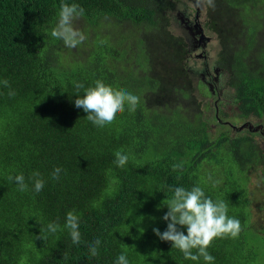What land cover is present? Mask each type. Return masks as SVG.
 Returning <instances> with one entry per match:
<instances>
[{"label":"trees","instance_id":"1","mask_svg":"<svg viewBox=\"0 0 264 264\" xmlns=\"http://www.w3.org/2000/svg\"><path fill=\"white\" fill-rule=\"evenodd\" d=\"M63 3L82 7L83 29L94 32L75 49L51 36ZM203 3L219 42L212 67L229 89L212 112L218 130L191 83L203 64L187 57L186 37L168 32L177 0H0V81L10 85L0 83V264H116L121 254L129 264H206L153 232L167 228L172 189L194 186L242 226L238 238L212 242V264H264V226L251 222L264 207V141L232 125L264 119V0ZM97 80L138 96L136 111L126 103L104 127L87 120L74 101ZM34 172L45 181L39 193ZM19 174L25 192L8 179ZM69 211L80 218L79 244L64 227ZM49 223L60 229L48 232Z\"/></svg>","mask_w":264,"mask_h":264},{"label":"clouds","instance_id":"2","mask_svg":"<svg viewBox=\"0 0 264 264\" xmlns=\"http://www.w3.org/2000/svg\"><path fill=\"white\" fill-rule=\"evenodd\" d=\"M209 7L214 8V0H206ZM206 5V4H205ZM84 15V9L79 5L72 3L61 4L59 19L56 26L51 31V36L61 40L63 44L70 49H75L87 40V36L74 26V21ZM4 87H9L7 79L0 81ZM83 84H77L76 89L83 88ZM15 91L10 90L8 95L15 96ZM140 98L126 90L114 89L110 85L97 80L94 87L86 89L83 97L77 96L74 104L77 108H82L87 113V120L98 127H104L112 123L117 114L125 111V104L129 106L130 111H136ZM74 127V126H73ZM253 133V132H251ZM114 161L118 167L123 168L127 162V155L120 151L115 153ZM181 168V165H173V170ZM62 169L56 167L52 172V179L58 180ZM34 191H42L45 181L40 178L39 172L33 173ZM9 180H15L18 190L25 192L28 185L25 183L23 174L15 177L9 176ZM220 181L214 182L213 186ZM173 196L164 205L168 211L162 219L167 222V228L161 232L159 228H154L153 232L162 241L171 242L172 248L179 249L185 259L198 261L201 257L206 264H212L214 257L208 252V248L217 238L239 237L242 231L241 222L236 218L228 216V205L223 200L213 201L207 197L199 186H194L190 190L184 187H175L172 189ZM80 218L73 211L66 214L64 227L70 231V236L74 244H79L81 234L79 231ZM186 228L187 234L181 230ZM60 229L57 223H49L47 231L55 233ZM46 239V237H43ZM101 244L96 239L89 245V252L92 257L99 255L98 248ZM116 264H129L126 254L118 256Z\"/></svg>","mask_w":264,"mask_h":264},{"label":"rangeland","instance_id":"3","mask_svg":"<svg viewBox=\"0 0 264 264\" xmlns=\"http://www.w3.org/2000/svg\"><path fill=\"white\" fill-rule=\"evenodd\" d=\"M180 3H181L182 8H185V6L187 7L193 6V3L191 4L190 0H180ZM200 6H201L200 19L205 21L207 18V13L205 11L206 5L203 3V4H200ZM183 10H185L186 13H191L189 8H185L180 11L183 12ZM177 14H178V18H176L174 14H172V17H173L171 19L172 25L169 26L168 32L171 35L181 36L183 38H185L186 36L189 37L188 42L190 44L192 40L190 39L189 32L181 24L180 14L179 13ZM74 26L78 28L79 30H81L82 32H84V34L86 35V32L83 29L84 22L80 18L74 21ZM89 31H90V36L86 35L88 39H90L94 33L92 31L91 26H89ZM102 31L106 33V30H102ZM207 35H210V34L207 33ZM97 37H98L97 40H105V36H97ZM202 48H206L205 52L201 51V54H203L202 56L204 57L195 55L193 56L194 57L193 59L197 61H193V62H196V64L198 65L208 64L209 67L212 68L213 66L212 64H215L214 58L216 57L217 52L219 50V42H218V39L215 33H212V36L210 37L206 46ZM194 49H200V48H197L196 46H194ZM167 58H168L167 55L165 57L163 56V60L158 62L159 66L155 70H157L162 65H164L166 63L165 60H167ZM169 67L172 70L175 69L173 65H170ZM190 69L193 70V68H190ZM140 70H141V73L142 71H144V69H140ZM197 72H199V69H197ZM190 73H191V78H192L191 83L195 88L194 93H195V96L198 98V100H200L202 103V108L206 114V121L212 129L217 128L218 130L220 128V125H219V122L216 121L215 115H213L212 112H215V109H217L216 108L217 106L227 103L228 95H229V89L223 83L222 74L220 75L219 71L218 72L215 71L214 77H213L210 73L209 74H206V73L205 74H198V73L195 74L192 71H190ZM206 110H209L208 113L206 112ZM235 119H236L235 120L236 123H233L232 125H234L236 130H238L239 132L245 133V132H249V131L243 130L244 128H247L250 131L254 132L258 138L264 141V134H263L264 119H251L255 123H246L244 121L238 120L237 118ZM254 178H255V175L252 174L251 175V182L253 183L252 187H254ZM251 222L256 224L257 226L259 225L264 226V207H261V208L259 207V208L254 209Z\"/></svg>","mask_w":264,"mask_h":264},{"label":"flooded vegetation","instance_id":"4","mask_svg":"<svg viewBox=\"0 0 264 264\" xmlns=\"http://www.w3.org/2000/svg\"><path fill=\"white\" fill-rule=\"evenodd\" d=\"M190 2L191 4L193 3V6L192 7L185 6V8H189L191 13H186L185 10H183V12L180 11L185 8L181 7V3L179 2V0H177V6H176L178 8L177 13H179L181 16V24L184 26L186 30H188L190 39L192 40V42L189 44L187 57L189 56L193 57L195 55L204 57L202 56L203 54H201V51L205 52L206 48H202V47L206 46L213 32L208 27L207 18L205 21L200 19V9H201L200 4H203V0H190ZM207 33H209L210 35H207ZM203 34H205V36H203ZM186 39L188 42L189 37L186 36ZM194 46L200 49H194ZM193 70L195 71L194 68ZM215 71L218 72V70L215 67L210 68L208 64H203L202 68L199 69V73L201 74L210 73L213 77Z\"/></svg>","mask_w":264,"mask_h":264},{"label":"water","instance_id":"5","mask_svg":"<svg viewBox=\"0 0 264 264\" xmlns=\"http://www.w3.org/2000/svg\"><path fill=\"white\" fill-rule=\"evenodd\" d=\"M203 36H205V34H203Z\"/></svg>","mask_w":264,"mask_h":264}]
</instances>
